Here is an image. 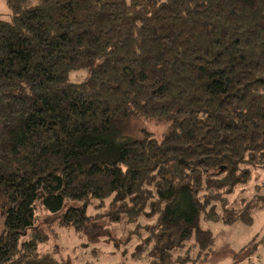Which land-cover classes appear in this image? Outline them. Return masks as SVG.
I'll return each mask as SVG.
<instances>
[{"label": "trees", "instance_id": "1", "mask_svg": "<svg viewBox=\"0 0 264 264\" xmlns=\"http://www.w3.org/2000/svg\"><path fill=\"white\" fill-rule=\"evenodd\" d=\"M6 5L0 264H64L41 209L82 237L134 226L143 264H201L215 242L202 223L264 210V0Z\"/></svg>", "mask_w": 264, "mask_h": 264}, {"label": "rangeland", "instance_id": "2", "mask_svg": "<svg viewBox=\"0 0 264 264\" xmlns=\"http://www.w3.org/2000/svg\"><path fill=\"white\" fill-rule=\"evenodd\" d=\"M7 12L6 0H0V16ZM76 78L77 74H73L72 79ZM138 122L154 134L168 131L161 121L138 117ZM255 184L260 185L259 192L263 194L264 172L256 173ZM3 202L0 196V232L3 229ZM63 213L54 215L41 209L39 226L51 232V241L46 247L59 245L64 264H143L131 256L134 252L133 242H137L133 236L134 226L108 225L102 221L82 237L58 228L56 221ZM253 217L250 226L244 223L228 226L202 223L204 229L213 233L215 242L211 255L201 264H264V210L254 212Z\"/></svg>", "mask_w": 264, "mask_h": 264}]
</instances>
